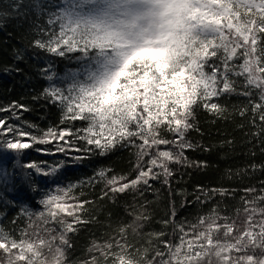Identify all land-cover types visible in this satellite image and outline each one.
Wrapping results in <instances>:
<instances>
[{
	"label": "trees",
	"instance_id": "16d2710c",
	"mask_svg": "<svg viewBox=\"0 0 264 264\" xmlns=\"http://www.w3.org/2000/svg\"><path fill=\"white\" fill-rule=\"evenodd\" d=\"M76 1L0 0V264L37 221L63 235L59 264H264V0H182L167 73L185 81L133 62L102 143L58 94L101 64L65 23Z\"/></svg>",
	"mask_w": 264,
	"mask_h": 264
},
{
	"label": "rangeland",
	"instance_id": "374dc122",
	"mask_svg": "<svg viewBox=\"0 0 264 264\" xmlns=\"http://www.w3.org/2000/svg\"><path fill=\"white\" fill-rule=\"evenodd\" d=\"M207 1L210 3L211 0ZM75 3V6L62 11L66 25L76 29L74 45L79 46L85 40L81 37L83 34L86 40L94 38L88 40L102 49L101 64L70 90L59 89L58 94L63 103L78 114H92L95 122L94 138L96 143H102L109 138L111 114L118 97L124 93L122 81L130 75L129 69L133 62L147 64L136 73L137 77L144 79L143 82H153L161 90L165 91L170 86L178 85L179 81H185V74H181L178 81L177 77L167 73L172 61L170 52L175 56L171 50L176 49L173 48L175 38H171L170 25L175 20L179 28L181 13L185 15V12L178 8L182 0H77ZM222 4H225L224 0L216 2L210 10L216 6L223 7ZM183 49L179 47L180 52ZM54 195V208H61L65 217L73 215L76 207L69 192L60 190ZM51 209L49 206L48 210ZM37 222L35 227H31L29 235L16 246L19 253L7 264L61 262L64 255L63 235L45 227L43 221ZM188 253L189 247H186L177 250L173 257L182 262ZM126 258L134 263L133 259ZM111 264L131 263L117 257Z\"/></svg>",
	"mask_w": 264,
	"mask_h": 264
}]
</instances>
